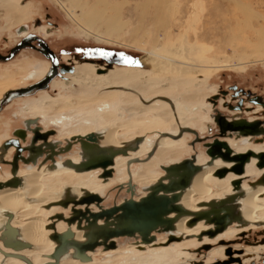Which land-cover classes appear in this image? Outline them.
<instances>
[{
  "label": "rangeland",
  "instance_id": "obj_1",
  "mask_svg": "<svg viewBox=\"0 0 264 264\" xmlns=\"http://www.w3.org/2000/svg\"><path fill=\"white\" fill-rule=\"evenodd\" d=\"M30 1H32L35 5V13L32 16L33 18L28 20L26 24H28L32 30L38 31V29L35 28L34 20L40 19L43 21L48 17L49 19L47 20L54 24L53 29H50L47 36H45L43 32H38L46 38V41L56 54L60 55L62 49L70 51L71 53L73 52L71 56L64 57L62 59L65 63H70L74 67L76 66V63L84 66L87 63L95 64L94 68L97 75L100 74L99 71H102L100 70L101 68L107 69L106 74L107 72L110 73L115 71H121L123 73L126 72L125 74L128 75L137 74L136 80L138 82L145 79L151 80L157 77V75L151 70L141 68V66L128 69L117 68L118 66L108 65L101 60L94 59L93 57V51L98 47L116 49L122 52L136 54L138 56L137 63H142V61L144 62L145 59L150 57L130 45V43L134 40L141 41L144 32L147 30H150L152 34L155 33V30L153 29L152 17L148 15L144 16L141 10H137L135 5L139 1L144 2L146 0H126L128 4L125 5L121 13V21L126 25L119 40L122 44H114V42L107 43L105 41L97 40L95 36L83 34L79 30L78 26L63 10H61L54 0H51L52 2L50 0ZM124 1L125 0H113V2L121 4L124 3ZM179 1L180 0H178V2ZM195 1L197 0H181V2H179L182 4L181 7L183 9L185 8V11L188 10V14L185 13L182 19V23H184L182 26H186L185 23L188 17L193 15L196 17V21L192 23V30L194 31L190 32L188 35L191 43L194 41V33L197 35V41L192 44L195 47L194 59L202 62L205 66L189 67L190 69L188 70H191L196 77L193 79V82L191 83L192 85H188L185 90H162V88L166 87V84L150 88L152 91L150 94H140L127 86L114 87L112 89H101L105 84H107L104 76L101 78L99 77L100 80L97 78L94 84H83L82 87L79 86V89H76V87H74L75 89H52L50 87L45 91L37 93L36 95L15 99L7 105L0 113V135L7 134L9 138H12L14 131L25 128V121L31 117H42L40 120L37 119V126L41 127L44 131L54 130L55 135L51 138L54 141L60 142L61 146L66 145L68 140H71L74 136L78 135V132L76 131L77 129L87 128L86 125H89L88 129H90V131H98L100 129H105V127L108 128L115 123L130 122L134 117L143 118L147 121H153L159 125L161 124L162 126L158 129L154 128L152 130H147V132H144L143 134L138 135L127 133L125 136L117 137L120 142H124L125 144L133 143L139 138H142L143 140L138 148L139 155L136 156L137 159L131 160L130 163L132 164L130 166L128 164L129 161H127L126 168L129 166V169L124 168L122 171L123 173L120 172V175H115V171H113V176L109 178L112 180L102 179L101 175H97L93 172L90 174L81 173L85 174L82 178L87 179L91 176L96 178L93 179V184L99 186L96 194L103 197L102 206L105 209L119 205L126 199L132 198V193L127 187L126 182L130 179V173L133 175L142 163H150L151 168L149 173L153 178H156L160 176V174H163L164 171H162V166H168L171 162H181L182 160L195 157L201 151L204 152L205 148L202 147V143L194 145L197 148L196 150H192L190 148L195 141V135L192 133H189L191 136H184L178 141H175L173 137H165L166 143L172 142L175 143V145H178V147L175 145L172 147L174 150L176 148L177 155L171 160L158 157L156 158L155 150H149L148 146H146L148 143L145 141L148 139L153 140L155 134L159 135L164 132L168 133L172 131V128L173 130L175 129L173 136H178L180 129L184 128L188 124L190 127L195 126L193 128L200 130L199 125L201 124L202 117L205 116L204 112L206 110L204 109H207L206 104L212 105L210 102L211 97L217 94L221 89H229L232 86H238L239 88L252 89L254 91H258L259 93H264V62L251 61L250 59L247 60V63H244V61L242 62L239 52H237L236 48L229 43L231 31H228V26L229 24L233 25L234 23H230L229 21V19L233 17V14H231L233 11L230 9L232 6H229V2L227 0H201V4H198L195 8L197 10L193 12L194 8L191 6V2ZM246 2H251L250 5H253V9L264 15V0H246ZM53 3H55L58 7ZM223 16L227 20L224 19ZM235 16L239 17V15ZM0 23L4 24L5 22L2 19L0 20ZM261 23L260 24L264 27V22ZM44 25L46 27V23ZM12 32L13 35H10L9 32L4 31L2 36H0V48L3 53H6V51H8L16 43V39H19L18 35H16V28H14ZM162 35L163 34L160 33V36ZM225 36L227 37L224 38ZM147 42L150 43V41ZM76 47L81 49V52L78 53V55H75L74 53V49ZM161 47L162 45L159 44L158 48ZM67 58L72 59L68 60ZM44 61H46V59L38 53L31 50H25L13 61L5 63L0 62V100L4 98V95L8 91L13 90L11 88L23 87L33 83L34 81L32 78H28L27 75L35 71V68L32 66L33 63L37 64ZM143 72H145V74ZM108 91H114L110 99L102 98ZM189 95L196 96L191 103L183 100L184 97ZM55 100H63L67 107L62 110H45V108H43L45 104ZM74 101L81 103L73 105ZM84 102L86 103L84 104ZM113 102L115 104H113ZM151 105L158 108L159 113L168 110L173 118V123H171V125H177L175 126L176 128H174L173 125L169 127L170 123L167 124L159 116H153V113L145 112L136 115L135 112L132 117L131 113H126V110L124 109L134 107L146 108L147 106L151 107ZM190 110L192 114L198 111L200 113H196L197 117H194L196 114L190 117ZM213 113L214 111L211 112V114ZM105 116L108 119H106ZM65 117H67L66 120L64 119ZM41 120L45 123V125L40 122ZM54 121H59L61 126L59 123L57 124ZM210 125L212 128L217 127L216 124ZM45 126L47 128H45ZM165 129H168V132ZM206 132L207 131L204 133L200 132L199 136L203 137L207 135ZM5 140H3V142H5ZM28 143L29 138L26 144ZM79 149L80 144H76L68 153H64L63 155L68 156L72 153V156L73 154H76V151ZM25 165L26 164L24 163H20V168H25ZM4 171H6V175H8L7 172H11V169L8 165L0 164V174L2 177L6 176L3 174ZM128 171L129 173H127ZM134 186H136L135 198L141 197V187L137 185ZM60 210L62 211L61 208L56 207L51 210H46L48 211L46 215L52 217L56 215V212H60ZM66 214H70V211ZM46 215L43 213L41 216L46 218ZM50 233L51 232H49V235ZM248 234L250 235V239L259 238L260 235H264V228H255L248 231ZM163 238H165V235H158V241ZM220 238H222V236ZM223 238L234 239L236 237L229 235L228 237L223 236ZM187 239H189V237H185L183 243L177 242V245L174 248H170L165 245H149V247L140 251V249L135 248V244L133 243L136 239L122 237L116 240L118 249L120 247L121 251L123 248L125 249V247L131 246L133 248H130L129 253L113 252L111 254H106L101 247L97 249L98 252L96 254H93L90 264H196L194 259L203 260V258L197 256V250H193V248L197 246L196 241H188ZM208 240L209 239H207V242ZM217 243L218 242L215 244L216 250L212 251L210 255L205 256L204 258V260H207L208 263L221 259L224 256L220 249V243ZM249 250L250 249L246 251L248 254V256L245 257L246 264H256L257 261H259V258L255 259V262H253L251 256L255 254L252 250Z\"/></svg>",
  "mask_w": 264,
  "mask_h": 264
},
{
  "label": "bare ground",
  "instance_id": "obj_2",
  "mask_svg": "<svg viewBox=\"0 0 264 264\" xmlns=\"http://www.w3.org/2000/svg\"><path fill=\"white\" fill-rule=\"evenodd\" d=\"M15 1L17 0H0V14L3 15L7 20L8 24L6 25V27H10L18 20H20V8ZM54 1L61 8V10H63L68 15V17L78 26L79 30L83 34L95 36L97 40L105 41L107 43L114 42V44H122V42H120L119 40L121 37V33L126 25L121 21V13L125 5L128 4L126 0L122 4L115 3L113 2V0ZM227 1L229 2V6H232L230 9L233 11L231 13L233 14V17L229 19V21L230 23H234L233 25L229 24L228 26V31H231V34L229 36V43H231L233 47L236 48V51L239 52L242 62L244 61V63H247V60L249 59L251 61L264 62V27L263 25H261V22H264V15L260 14L259 11L253 9V5H250L252 1L250 3H247L246 0ZM179 2H181V0ZM179 2L178 0H146L144 2L139 1L135 4L137 10H141L144 16L148 15L152 17L153 29L155 30V33L152 34L150 30H147L144 32L141 41L134 40L130 43V45L135 47L138 51L150 56L148 59H145L144 62L142 61L141 68L151 70L157 75V77L151 80L145 79L141 82H138L136 80L137 74L128 75L125 74V71V73L121 71L110 73L107 72V74L104 75V78L109 86L113 87L123 85L131 87L133 90L139 92L140 94H150V92H152L150 88L156 87L158 85L166 84V87L162 88V90H185V88L193 82V79L196 77V75H194L191 70H188L190 69L189 67H203L205 65L202 62L194 59L195 47L192 44L197 41V35L194 33V41H192V43L190 42L188 35L190 34V32L194 31L192 30V23L196 21V17H194V15L188 17L185 23L186 26H182L184 24L182 23V19L185 13L188 14V10L185 11V8L183 9L181 7L182 4H180ZM191 3V6H193L194 8L193 12H195L197 10L195 8L198 4H201V0H197ZM235 15H239V17H236ZM224 19L226 18L224 17ZM160 33H162L163 35L160 36ZM251 34L253 37L251 36ZM226 37L227 36H225L224 38ZM147 41H150V43H148ZM159 44L162 45L161 48H158ZM143 73L145 74V72ZM97 78L99 77L97 76L95 68H93L92 66L89 67L80 65L76 69L77 80L75 79L68 84L73 85L80 82L93 83ZM113 92H106L102 98L110 99ZM195 98L196 96L189 95L184 97L183 100L191 103ZM80 103L81 102L74 101L73 105H78ZM85 103L86 102H84V104ZM113 104L115 103L113 102ZM44 106L43 108H45V110H62L67 107L63 100H55L48 103L47 106ZM124 109L127 113H131L132 117L133 113L135 112L136 115L150 112L153 113V116L155 117L159 116L167 124L170 123L169 127L173 125H171V123H173L171 113L168 110L159 113V109L155 108L154 105H151V107L147 106L146 108L134 107ZM64 119L66 120L67 117H65ZM55 123L58 124L59 121ZM161 126V124L159 125L158 123H155L153 121H147L143 118L141 119L134 117L130 122L115 123L108 128L105 127V129H100L98 131H90V129H88L89 125H86L87 128H79L76 131L80 136L88 135L90 133H96L98 144L101 147H109L113 149H128V153L126 155H119L115 158L114 165L112 166L115 174L120 175V172H122L124 168L127 169L132 164L130 163L131 160L137 159L136 156L139 155L138 148L143 139L139 138L136 139L133 143L125 144L124 142H120L117 137L125 136L127 133L139 135L147 132V130H152L154 128L158 129ZM175 126L177 125L174 124L173 127L176 128ZM165 130L167 131L168 129ZM174 131L175 129L173 130L172 128V131H167L168 133H160L161 135L155 134L153 140L148 139L145 141L148 143V145L146 146H148L149 150H155L156 158L158 157L171 160L177 155L176 148L175 150L172 148L175 143L165 142V137L167 136L173 137V139L176 140L175 136H171L174 134ZM140 139L141 141L139 142L138 140ZM229 144L234 145L233 143ZM175 146L178 147V145ZM244 149L243 147L241 149L239 148V150ZM234 154H236L235 151ZM127 161H129V166L126 168ZM205 161L206 158L202 155L194 157L195 165L200 166L201 170L193 177L190 186L181 192L179 205L193 214L200 211L209 210V206L211 203H219L223 200H228L230 201L228 206L232 207L235 210V214L239 217V220L232 222V224L240 223L243 225V227H246L247 225L253 226L264 223V200H260L261 196L264 195V188H249L247 186L245 188L246 196L244 197L245 193L243 184H241L240 188L236 189L233 187L232 182L238 179H242L243 183V177L246 175V171L241 176L230 172L225 178L220 179L214 176L215 171L223 168L230 169L235 164L224 162L221 159L212 162L209 158V161L205 165ZM220 162L229 166L225 165L226 167H221L223 166V164H221ZM170 164L172 165V162ZM75 165L76 164L73 163H71V165L65 164V166H68V169H60L51 172L25 171L23 174H21L22 183L20 184L19 188L9 187L6 189L5 187L4 190L0 191V237L1 233L5 230L6 225L10 223L12 227L18 230V238L21 241L30 244L29 249L21 253H16L12 250L5 249L3 243L0 241V248L2 247L1 249L3 251L12 255H23L30 259L33 264H46L51 262V260L48 259V256H50L54 252L55 248L57 247V243L50 239V235H52L54 231L49 230L48 227L55 223L56 232L58 233H64L68 229V227L64 222L53 221L52 218L55 215L52 217L50 216V218L46 215V213H48V211L46 210H51L55 207L59 208L56 206V204L68 197L79 199L88 194H95L97 193L96 191L99 187L98 185L93 184V179H96L94 176L88 177L87 179L82 178V176L84 177L85 174H81L83 172L77 171L73 167ZM150 168V163H142L133 175H131V173L129 175V183L132 184L134 192L132 198L135 201H140L143 197L147 196L150 188L157 184L160 180L164 179L166 175L165 172H163V174H160V176L153 178L149 173ZM249 171L250 169H248L247 173H249ZM234 175L236 176V179H233ZM230 179H232L230 183L232 187V195H230L231 189L228 184V181ZM133 184L141 187V194L143 197L139 198V200L135 198L136 186H134ZM222 197L225 198L219 201V199ZM239 199H242L240 205L238 203ZM91 209L94 212L100 211V209L96 205L91 206ZM43 213L46 215V218L41 216ZM61 213H64L66 217H69V214H66L68 213V211L62 209ZM175 217L176 214H171L169 216V218ZM192 218L193 217L191 215L182 216L175 221L173 230H160L152 233V236L155 237V240L150 244H144L141 239L133 238L138 241L135 246H137L141 251L145 249L142 248V246L155 244L158 241L156 234L169 235L167 245H170L174 242L182 241L184 237L196 235L199 232L204 231L205 229H207V226L211 229H214V226L208 225L204 221L199 222L195 226H189V222ZM103 223V221H99V225H103ZM202 223H204L206 226H204ZM232 224H230L229 226H231ZM228 227L226 229H228ZM72 230L77 241L84 242L87 240V238L85 237L86 232L84 230H78L76 226H73ZM48 231L51 232L50 235ZM233 231L235 230H228L226 234L228 235V233L230 234ZM222 233H219L213 238L218 237ZM171 238H174L175 240L171 241ZM130 248L133 247L127 246L125 247V249L123 248L121 252L129 253ZM116 249L104 252H107L106 254H111L113 252L120 251L118 249V245ZM253 249L257 250V247ZM97 252L98 250L96 252L89 253L90 257H93V254H96ZM72 253L73 251H71L70 254L66 255L62 259L61 264L91 263H83L81 261L79 262V260L73 259L71 257ZM0 264L27 263L20 259L6 258L4 254L0 252Z\"/></svg>",
  "mask_w": 264,
  "mask_h": 264
},
{
  "label": "water",
  "instance_id": "obj_3",
  "mask_svg": "<svg viewBox=\"0 0 264 264\" xmlns=\"http://www.w3.org/2000/svg\"><path fill=\"white\" fill-rule=\"evenodd\" d=\"M40 90L45 89H18L8 91L4 95V98L0 100V113L4 107L15 99L33 96ZM31 123H36V121H30L28 125ZM215 123L221 126L217 117ZM243 127L249 128L255 126L239 121H225L224 124L225 130L228 128L235 132L240 130L244 136L252 134L248 130L244 131ZM185 132L192 133L196 136L193 146L203 142V139L199 137L197 131L185 129L183 133ZM33 133L34 137L29 147H20L18 139L26 141V131L21 129L14 133V136L17 138L16 140H9L3 144L0 151V161H3L4 152L11 147L17 149V155L10 163L12 166L13 179L6 183L0 182V190L5 187H18V161L21 160L25 164H36L37 159L44 154V148L52 153L50 159L54 161V156L69 152L74 143L80 144L81 162L73 167L80 172L102 169L103 173L101 177L103 179H109L113 176V170L109 168L114 165L115 158L119 155H126L128 153V149L101 147L98 144L97 135L93 133L86 137L72 138L67 142L64 148H59L57 152L56 148L59 143L48 142V136L55 134V132L41 134L40 128H36ZM38 140H42L43 144L37 146L36 143ZM138 141L140 142L141 139ZM204 148L206 150V155L212 162L221 159L224 162L235 164L230 169L223 168L215 171L214 176L217 178L223 179L230 172L239 176L243 175L245 172V165L253 158L258 161L257 167L264 169V151L260 153L248 151L243 154H234L230 144L220 138L213 139L211 142L205 144ZM25 150L30 152L29 158H25L21 155ZM66 163L71 165L69 161ZM162 170L166 174L164 179L152 186L148 195L143 197L140 201H135L133 198L126 199L120 205L105 209L102 206V197L97 194H88L79 199L68 197L57 203V207L70 211V214L69 217H66L64 213H58L52 220L64 222L68 229L64 233H58L56 232L55 223L48 227L49 230L54 231V233L50 235V239L57 243V247L54 252L48 256L51 262L46 264H61L62 259L70 254L71 251H73L71 254L73 259L83 263L91 262L92 257H90L89 253L96 252L97 249L101 247L104 251L116 249V240L122 237L138 238L141 239L144 244H150L155 240L152 233L160 230H173L175 221L182 216L191 215L193 217L189 222V226H195L203 221L208 225L214 226V229L206 233L210 238L224 232L232 222L239 220V217L235 214V210L228 206L230 202L228 200H223L219 203H211L209 210L193 214L179 205L181 192L190 186L193 177L201 170L200 166L195 165L194 157L185 159L180 163L162 167ZM257 183H264V175ZM241 184L242 179L232 182L233 187L236 189L240 188ZM128 186L133 196V186L131 183H129ZM93 205H96L100 211L94 212L91 209ZM171 214H176V217L169 218ZM99 221H103V225H99ZM73 226H76L78 230H84L86 232V241L80 242L75 239L72 230ZM18 237V230L8 223L5 230L1 233L0 241L3 243L5 249L12 250L16 253H21L29 249L30 244L21 241ZM170 240L174 241L175 239L171 238ZM209 249L210 246L206 245L201 250ZM0 252L4 254L6 258L20 259L27 264H33L30 259L23 255H12L6 253L1 248Z\"/></svg>",
  "mask_w": 264,
  "mask_h": 264
},
{
  "label": "flooded vegetation",
  "instance_id": "obj_4",
  "mask_svg": "<svg viewBox=\"0 0 264 264\" xmlns=\"http://www.w3.org/2000/svg\"><path fill=\"white\" fill-rule=\"evenodd\" d=\"M15 2L18 4V7L20 8V14H19L20 20H18L12 26L6 27V25L8 24L7 20L3 15L0 14V20L3 19L5 22L4 24L0 23V36H2L4 31L9 32L10 35H13L12 31L14 28H16V32H17L16 35H18L19 39H16V43L8 51H6V53H3L1 51V48H0V62L5 63V62L13 61L25 50H31V51L38 53L39 55L44 57L46 59V61L39 62L37 64L32 62L33 63L32 66L35 68V71L30 73L27 76H28V78H32V80L34 81L33 83H30V84L23 86V87H13L11 89H13V90H18V89H45V90H47L50 87L52 89H73L74 87H76V89H79V86L82 87L83 84H87V85L88 84H94L95 82H93V83L80 82L78 84H73V85L68 84V83H70L76 79V69H77L79 64L76 63V66L74 67L70 63H65L64 61H62V59L64 57L71 56V54H73V52L71 53L70 51L62 49L60 55L56 54L52 50V48L50 47L48 42L46 41V38L43 37L39 33V32H43L44 35L47 36L48 33L50 32V29H53L54 24L52 22H50L49 20H47V19H49L48 17L46 18V20H43V21L40 19H35L34 20L35 28L38 29L39 32L36 30H32L31 27L28 24H26V22L33 18L32 16L35 13L34 3L30 0H17ZM53 4H55V3H53ZM45 23H46V27L44 25ZM74 51H75L74 52L75 55H78V53L81 52V49L76 47L74 49ZM93 52H94L93 53L94 59L101 60L108 65L118 66L117 68L128 69V68H135L136 66L137 67L142 66L141 62L137 63L138 62V60H137L138 56L136 54L122 52V51H119L116 49L102 48V47L96 48ZM67 59L69 60L72 58H67ZM85 66H89V67L92 66L94 68L95 64L87 63V64H85ZM100 70H102V71H99L100 74L97 76L101 78L106 74L105 72L107 71V69L101 68ZM114 87H120V86H113L112 87V86H109V84L107 83L101 89H112ZM121 87H123V85ZM129 88H131V87H129ZM45 90H40V91L36 92V94L39 92L45 91ZM210 102L212 105L206 104L207 109H204L206 111L204 112L205 116L202 117L201 124L199 125L200 130L193 128L195 126L190 127L188 124L184 128L180 129L179 135L175 136L176 137L175 141L181 140L184 136H191V134H189L187 132L183 133V131L185 129H193V130L198 131L199 134H200V132L204 133L205 131H207L206 132L207 135H205L203 137L199 136L201 139H203L202 147H204L205 144L211 142L213 139L220 138L221 140H225L229 143H233L234 145H231V144L230 145L232 146V148L234 149L236 154H243V153H246L248 151H255L256 153H260V152L264 151V93H259L258 91H254L252 89H243V88H239L238 86H232L229 89L219 90V92L217 94H215L211 97ZM45 105L47 106L48 103ZM213 111H214V113L211 114V112H213ZM198 112H196V113H198ZM196 113L192 114L191 110L189 111L190 117H192ZM194 117H197V114ZM216 117L218 118L221 126H218L215 123ZM41 118L42 117H31L30 119H27L25 121V128H23V129L21 128V130L26 131V141H23L22 139H18L20 142V147L26 148V147L31 146L32 139L34 137L33 131L36 128H40L41 134H46L49 132H55L54 130L44 131V130H42L41 127L37 126V123H38L37 119L40 120ZM30 121H36V123H31L28 125V122H30ZM225 121L226 122H235V121L246 122V123H249L250 125L251 124L254 125L255 127H249V128L243 127L244 131L248 130V131H250V133H252V134L244 136L240 130L236 131V132L230 130V128L225 130V128H224ZM40 122L43 125H45V123L42 120ZM210 124H216L217 127L212 128ZM58 127H60V126H58ZM45 128H47V127L45 126ZM17 130H19V129H17ZM17 130H15V131H17ZM15 131H14V133H15ZM14 133H13L12 138H9V136L7 134L0 135V151H1L4 143H6L9 140H14V139L16 140L17 139L14 136ZM90 134H92V133H90ZM93 134H96V133H93ZM256 134H258V135H256ZM53 135H55V134H51L48 136V142L49 143H59L58 147L56 148V151L58 152L59 148H64L67 145V143L64 146H61L60 142L54 141L51 138ZM88 135H84V136L77 135V136H74L73 138L86 137ZM171 136H173V135H171ZM28 138H29V143L26 144ZM195 139H196V136H195ZM3 140H5V142H3ZM68 141H70V140H68ZM2 142H3V144H2ZM24 144H26V145H24ZM41 144H43L42 140H38V142L36 143L37 146L41 145ZM74 145H76V144L74 143ZM74 145H73V147H74ZM191 146L192 147H190V148L192 150L197 149L196 146H193V145H191ZM242 147H243V149L244 148H246V149L239 150V148L241 149ZM255 149H257V150H255ZM16 151H17V149L15 147H11L10 149H8L7 151L4 152L3 161H0V164L8 165L11 169V172H7L8 175H6V171L3 172V174L6 175L5 177H2L0 174V182H2V183H6V182L11 181L13 179L12 166L10 165V163L13 161L14 157L17 155ZM71 154H69L68 156L67 155L64 156L63 154L59 155V156H54V161H52L50 159V156L52 155V153L49 150L44 148V154L37 159L36 164L29 163V164L25 165V168H20V163H23V161L19 160L18 161V175H17L19 186L22 183L21 174H23V172H25V171L26 172H30V171H44V172L49 171V172H51V171H56V170H60V169H68V166H65V164H67L66 162H68V161L70 163L78 165L81 162V148L78 151H76V154H73L72 156H71ZM21 155L25 158H29L30 152L28 150H25L21 153ZM198 155H202L203 157L206 158V161H205V165H206V163L209 161V158L206 156V150L204 152L201 151L195 157H197ZM257 162H258L257 160L251 159L250 162H248L245 165L246 175L243 177V183H242L244 186V193H245L244 197L246 196L245 188L247 186L249 188H257V187H263L264 188V183H262V184L257 183V181L264 175V169L260 170L257 167ZM221 164H223V163H221ZM225 165L226 164H223V166H221V167L229 166V165H226V166ZM112 168L113 167H111L109 169L113 170ZM248 169H250L249 173H247ZM92 172L97 174V175H102L103 170L97 169V170H92V171L83 172V173H92ZM127 173H129V171ZM231 175H233V174H231ZM226 179H224V180H226ZM233 179H236L235 175H234ZM107 180H112V179H107ZM128 181H130V179H128ZM128 181L126 182V184H127V187L129 188V186H128L129 182ZM231 181H232V179H230L228 181L229 182L228 184H229L230 189H231L230 195H232V187L230 185ZM19 186H18V188H19ZM7 188H9V187H6V189ZM18 188H14V189H18ZM4 189H2V190H4ZM141 197H143V196H141ZM141 197H138L137 200H139V198H141ZM225 197H227V196H225ZM225 197L220 198L219 201L224 199ZM242 199L238 200L239 205H240V202ZM260 200H264V195L261 196ZM239 209H240V206H239ZM61 212L62 211L60 210V212H56L55 214L61 213ZM202 224L204 226H206L204 223H202ZM259 227L264 228V223L253 225V226L247 225L246 227H243V225L240 223H234L231 226H229L228 229H226L218 237L211 239L208 235H206V233L211 229L210 227L207 226L206 227L207 229H205L204 231H201L196 235L187 236V237H189V239H187L188 241H196L197 246L194 247L193 250H197L198 251L197 256H200L201 258H203V260L194 259V261L196 262V264H246L245 257L248 256L246 251L248 249H250L255 254V255L251 256L252 261L255 262V259L259 258V261H257V263L258 264L259 263L264 264V235H260L259 238L250 239V235L248 234V231L253 230L255 228H259ZM231 229L235 230V231H233L234 233L233 232L230 234L228 233V235H227L226 232L228 230H231ZM158 235H162V234H156L157 239H158ZM229 235L230 236L232 235V237H236V238H234V239L223 238V236L228 237ZM221 236H222V238H220ZM168 237H169V235H165V238H163L161 240V242L157 241L155 244H153L151 246L164 245V243H165V245L167 247H170V248L176 247L177 242H174L170 245H167ZM184 238L182 241H179L178 243H183ZM207 239H209L208 242H207ZM137 242L138 241L136 240L133 243L136 245ZM216 242L220 243V249L223 252L224 256L221 259H218L214 262L208 263L207 260L206 261L204 260V258H205V256L210 255L212 251L216 250V247H215ZM221 243H224V244H221ZM206 245L210 246V249L209 250H201ZM241 245H246V246H241ZM239 246H241L243 248H241ZM147 247H149V246H142V248H147ZM255 247H257V250L253 249ZM135 248L138 249L137 246H135ZM119 249H120V247H119ZM141 251H143V250H141ZM118 252H121V251H118ZM104 253H107V252H104Z\"/></svg>",
  "mask_w": 264,
  "mask_h": 264
},
{
  "label": "crops",
  "instance_id": "obj_5",
  "mask_svg": "<svg viewBox=\"0 0 264 264\" xmlns=\"http://www.w3.org/2000/svg\"><path fill=\"white\" fill-rule=\"evenodd\" d=\"M183 161V160H182ZM175 163H179V162H174V163H172V164H175ZM120 250V249H119Z\"/></svg>",
  "mask_w": 264,
  "mask_h": 264
}]
</instances>
